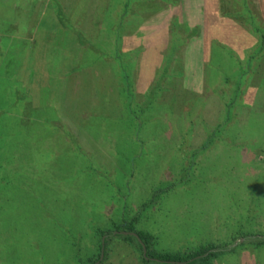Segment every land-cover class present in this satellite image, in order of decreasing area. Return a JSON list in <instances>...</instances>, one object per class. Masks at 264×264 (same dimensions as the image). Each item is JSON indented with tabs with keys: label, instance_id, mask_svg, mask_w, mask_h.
<instances>
[{
	"label": "rangeland",
	"instance_id": "obj_1",
	"mask_svg": "<svg viewBox=\"0 0 264 264\" xmlns=\"http://www.w3.org/2000/svg\"><path fill=\"white\" fill-rule=\"evenodd\" d=\"M192 1L0 5L9 34L57 23L56 5L68 24L41 92L0 83V264H86L97 234L154 196L137 226L157 250L212 243L234 250L213 264H264V248L238 247L264 236V15L255 0L259 17L241 0ZM103 264L143 263L115 237Z\"/></svg>",
	"mask_w": 264,
	"mask_h": 264
},
{
	"label": "trees",
	"instance_id": "obj_2",
	"mask_svg": "<svg viewBox=\"0 0 264 264\" xmlns=\"http://www.w3.org/2000/svg\"><path fill=\"white\" fill-rule=\"evenodd\" d=\"M251 1H249L250 3ZM242 5L245 6V10H242V14L245 15H251V13H253L255 15V17H259L258 12L255 11V8L252 7V9L249 7L252 5V2L250 3H246V0H241ZM55 10L56 12V18H57V24H58V28L60 29L57 34V36H51V39H53V42L50 41V36L45 38V42L43 44L42 47H49V42L50 44L52 43V48L53 46H58V44L62 43L63 46V39H64V34L63 31H65V29H68V24H67V20L64 16L63 10L60 6L56 5L55 6ZM65 20V25H62L63 22ZM61 26V27H60ZM80 41V40H78ZM77 41V42H78ZM3 44V42H2ZM68 44V43H67ZM68 46V45H66ZM5 47V46H4ZM3 47V48H4ZM262 48H264V43L261 45ZM52 50V49H50ZM4 52V49L0 48V57L5 55H1ZM51 52V51H50ZM52 53V52H51ZM50 53V55H51ZM53 55V61L51 59L50 56V64L51 65H56V60H55V53L52 54ZM10 57V58H9ZM9 57H6L8 60H10V67L7 68L6 70L1 69L0 71V83L5 86L6 82H14L17 85H22V82H20V79H17V74L19 73L20 68V64L22 65L23 62L26 60L25 56L22 57L21 54H16V53H10ZM43 67L39 70L38 69H33L30 72V75L28 76V83L32 84L35 88L34 91L36 92H41V90H38V87H42L44 82H48V80H50V78L54 75L51 71V69L46 70L45 69V64H41ZM27 70V69H26ZM22 72V71H21ZM39 73V74H38ZM33 91V92H34ZM236 102L235 100L230 103L228 109H227V115L228 116L225 119V122L228 123L229 121H231L233 119V108L235 106ZM221 128H219L218 130H220ZM217 133H219L217 131ZM191 135V132L187 134V138ZM187 138L184 140L183 142V146L182 149L180 150V152L184 149V146H186L187 144H185V141L187 142ZM214 138V137H213ZM211 139V135H209L206 139V144L202 147V149L200 151H194V152H190V154H184L183 157L186 158L187 161L193 160L195 159L198 154H203L204 152H206V150L208 149L207 147V143L211 144L212 143ZM189 165V163H188ZM188 167V166H187ZM176 184L172 183V186H176ZM168 189L170 190V185L167 186ZM158 194L159 195H164L166 193V191H168L167 188L163 187H158ZM157 196H154L152 200L148 201V203H146L145 205L142 206L141 210L139 211V213L131 220L128 222V215L126 212H124L123 215V221L121 225H117L115 226L113 231H108V232H103L100 231L97 234V240H99V244L97 245L98 247V254L94 257V258H90L86 264H103L108 260V249L110 246V242L112 241L113 238H117L120 241H122V243L126 244V245H134L136 246V248L138 249L139 253H140V259L141 262L143 264H213L216 260H218L219 258H221L222 256H225L228 253H232L234 250L232 249H227V246L225 245H216V244H206V245H202L200 246L198 249L188 252V253H184V254H171V253H164L162 251H159L155 248V238L154 236L144 230V229H140L138 228V223L140 222V220L143 218V214H145L146 211H148L149 208H151L154 204L156 205V201L161 199L156 198ZM104 238L103 243H101L100 245V240ZM247 240L245 241L244 244H239L238 247H244L246 245H249L252 249L254 250H258L259 248H264V236L261 235H250L249 237H246ZM143 246L146 249V256H144L143 253ZM104 249V250H103ZM235 249V248H234ZM102 251L104 252V258L102 261L101 260V255H102Z\"/></svg>",
	"mask_w": 264,
	"mask_h": 264
},
{
	"label": "crops",
	"instance_id": "obj_3",
	"mask_svg": "<svg viewBox=\"0 0 264 264\" xmlns=\"http://www.w3.org/2000/svg\"><path fill=\"white\" fill-rule=\"evenodd\" d=\"M5 1L1 0L0 5H2V3ZM194 1H192V3H194ZM255 1L257 3L256 5L259 6L260 8L261 15H264V0H255ZM197 4L198 3L195 2V5ZM14 13H17V12L14 11ZM0 17H2L3 20H6L4 18L5 15L3 14V12L0 13ZM24 19H21V21L18 23L16 21H11L10 27L15 29V32H13L12 34L7 33L6 32L7 30H5L6 32L5 33L0 28V48L4 49V52L1 55H5L4 58L3 56L0 57V60L2 59V64L0 65V71L1 69L6 70L7 68L10 67L9 66L10 60L6 58V57H9L10 53L21 54L22 57L25 56L26 60L23 62L22 65L20 64V67H18L20 68V70H19V73L17 74L18 76L17 79L18 78L20 79V82H22L23 87L27 89V92L29 95L30 94L37 95L36 93H39V91L38 92L34 91L35 87L32 84L28 83L29 82L28 76L30 75V72L28 71H31L36 68L38 69V72H39V70L43 67L41 64H45L44 66L46 70L50 69L49 62H50V53L52 51L50 50L51 52L49 54L47 53L45 54L44 52L43 55H41L40 57L41 59L39 58V61L42 63H38L39 61H38L36 53H39L38 49L42 48L43 44L46 43L44 41L45 38L50 36V41L53 42V39H51V36L56 37L58 32H60L59 31L60 29L58 28L57 23L54 21V19L45 17L41 20L38 27L36 29H33L31 33H29L28 31L30 24L26 26V29L28 32L25 33V30H24L25 27L23 23L25 24L26 22H23ZM42 38H43V41H41ZM2 42H6L7 46L3 48ZM49 45L51 49L52 43L50 44L49 42ZM49 82L50 80H48L47 83ZM45 85H46V82L43 83L42 87H38V90H41Z\"/></svg>",
	"mask_w": 264,
	"mask_h": 264
},
{
	"label": "water",
	"instance_id": "obj_4",
	"mask_svg": "<svg viewBox=\"0 0 264 264\" xmlns=\"http://www.w3.org/2000/svg\"><path fill=\"white\" fill-rule=\"evenodd\" d=\"M143 253H144V256H146V249L144 248V246H143ZM103 258H104V252L102 251V255H101V260L100 261H102ZM97 264H99V263H97Z\"/></svg>",
	"mask_w": 264,
	"mask_h": 264
}]
</instances>
